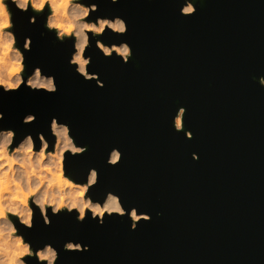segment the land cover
<instances>
[{"label": "water", "instance_id": "95a60500", "mask_svg": "<svg viewBox=\"0 0 264 264\" xmlns=\"http://www.w3.org/2000/svg\"><path fill=\"white\" fill-rule=\"evenodd\" d=\"M91 2L99 5L95 15L127 21L126 36L106 30L102 39L127 41L131 61L105 58L92 41L90 72L101 89L69 66L70 44L40 36L43 17L30 25L34 13L14 10L21 42L34 41L28 70L55 75L59 91L0 94L7 115L0 127L35 135L54 116L66 121L88 147L66 159L67 174L83 182L95 168L94 199L113 192L152 219L132 231L127 217L101 227L64 214L45 227L37 214L28 239L53 244L59 264H264V0H194L192 17L180 15L183 0ZM180 107L192 139L172 126ZM29 112L38 119L24 126ZM114 147L123 153L116 167L107 164ZM69 240L91 251L66 252Z\"/></svg>", "mask_w": 264, "mask_h": 264}, {"label": "clouds", "instance_id": "9594fccd", "mask_svg": "<svg viewBox=\"0 0 264 264\" xmlns=\"http://www.w3.org/2000/svg\"><path fill=\"white\" fill-rule=\"evenodd\" d=\"M120 2L110 0L112 5ZM14 10L34 13L28 15L30 25H36L37 17H43L44 30L40 36L46 38L51 34L53 43L70 44L69 66L85 81H95L101 89L105 84L99 74L90 72L93 57L88 53L92 41L105 58L115 55L128 64L134 55L127 41L104 42L102 38L108 32L126 36L129 26L121 16L95 15L99 5L91 0H0V94L4 96L15 95L25 88L48 95L59 91L55 75L38 66L28 70V54L34 41L31 36H24L21 42ZM179 11L181 16L192 17L198 8L194 0H183ZM258 83L264 87V76L258 77ZM186 114L185 107L178 108L172 126L177 133L183 132L187 139H192V132L185 129ZM6 119V111H0V125ZM37 119V114L29 112L21 122L29 126ZM87 151L86 145L78 143L71 125L59 117H52L47 127L35 135L20 136L13 127H0V264H59L60 253L53 244L37 247L27 237L37 214L45 227L52 226V217L64 214L73 216L78 224L91 219L101 227L114 215L127 217L132 231L141 222H151L146 212L136 207L125 208L121 197L113 192H108L103 201L94 199L92 189L99 181L95 168L88 170L83 182L67 174L66 159H75ZM192 158L200 159L197 153ZM122 159V151L114 147L108 153L107 164L116 167ZM63 249L76 253L91 251L89 245L72 240L65 242Z\"/></svg>", "mask_w": 264, "mask_h": 264}]
</instances>
